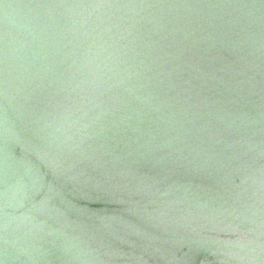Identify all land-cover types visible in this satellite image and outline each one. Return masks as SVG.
<instances>
[{"label":"water","instance_id":"water-1","mask_svg":"<svg viewBox=\"0 0 264 264\" xmlns=\"http://www.w3.org/2000/svg\"><path fill=\"white\" fill-rule=\"evenodd\" d=\"M0 264H264V0H0Z\"/></svg>","mask_w":264,"mask_h":264}]
</instances>
